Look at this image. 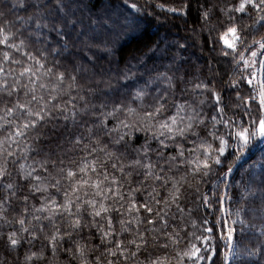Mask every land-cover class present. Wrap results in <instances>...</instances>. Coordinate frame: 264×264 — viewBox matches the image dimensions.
<instances>
[{
  "label": "snow or ice",
  "instance_id": "1",
  "mask_svg": "<svg viewBox=\"0 0 264 264\" xmlns=\"http://www.w3.org/2000/svg\"><path fill=\"white\" fill-rule=\"evenodd\" d=\"M17 2L25 7L23 0ZM17 2L11 7L5 3L7 11L0 12V130H5L0 136V189L5 192L0 199V247L5 259L10 260L12 253L19 259L20 249L27 245L22 264L44 260L43 248L40 252L31 250L41 234L53 255L58 251L67 254L68 264H171L172 260L175 264H247L242 256H264V181L258 188L235 182L239 190L235 212L225 206L234 197L227 191L218 194L220 183L225 189L229 187V174L245 151L255 142L264 143V35L259 39L251 35L264 28V0H228L226 6L219 5L218 0H198L197 12L209 32L216 65L221 61L231 65L227 80L212 61L198 68L187 81L184 75L177 77L175 71L170 75L175 57L155 77L152 70L138 77L132 69L144 67L156 55L159 45L147 50L135 47L116 59L117 67L121 59L124 63L116 83L108 78L103 80V90L87 89L89 93L103 91L106 96H118L119 102L113 99L111 104L86 103L83 108L77 107L76 97L71 95L74 89L84 91L78 83L84 65L69 59L75 55L71 47L77 46L73 40L89 52L103 53L112 63L111 58L125 47V37L138 27L136 22L153 15L152 0H145L143 6L131 0H101L99 7L93 0H37L32 5L34 15L25 21H36L28 36L20 29L12 31L13 22L7 19ZM191 2L180 0L173 6L155 3L154 7L158 12L180 17L188 15ZM245 20L251 22L243 23ZM51 32L60 38L58 44L63 42L62 47H50L45 42L28 50L33 37L40 44V38ZM16 53L26 60L17 58ZM96 59L95 54L87 56L93 66ZM64 60L72 67L61 70ZM49 63L51 67L47 66ZM144 75L149 78L141 86L139 80ZM177 79L184 85L179 88L180 100L176 98ZM157 82H162L164 88L157 87L153 93L149 86ZM100 83L98 80L97 85ZM189 91L202 99L196 103L183 99ZM129 92L131 99L125 102L122 97ZM132 101L138 102L136 107ZM205 105L212 110L210 120L204 112ZM109 107L110 111H104ZM96 108L101 110L102 119L81 123L78 117L95 115ZM119 113L125 114L124 119L118 118ZM110 117L116 119L111 128ZM69 120L73 128L86 127L87 135L69 130ZM94 129L108 136L113 145H122L125 151L109 150L108 143ZM138 133L144 134L143 140L133 147L140 140ZM41 141L46 142V151L40 146ZM185 142L193 147H186ZM170 149H174V154ZM32 151L44 152L39 166L48 176L42 177L36 174V168L20 163L18 178L5 182L12 175L9 161L15 164L18 152L26 158ZM72 153L84 155L75 167L65 166L64 157ZM101 153L103 158L98 155ZM150 153H155V162ZM229 156L233 157L231 161ZM49 163L55 174L49 172ZM181 169L184 171L177 179L174 173ZM213 176L215 180H211ZM47 180L54 183H46ZM62 180L68 182L62 202L55 196L41 195V206L33 205L29 219L30 199L48 193L49 187L59 193ZM210 180L211 188L202 193L200 185ZM157 184L166 194L158 190ZM188 189L195 190V208L182 203L192 195ZM13 200L23 207L10 220L6 213ZM201 211L203 215L193 218L194 213ZM249 214L251 220L260 219L259 227L247 218ZM57 217L63 227L56 224ZM43 220L50 222V232ZM177 220L179 223L175 224ZM10 224L19 227L5 231ZM141 224L145 225L143 229ZM189 224L192 231H186ZM256 233L261 239L254 250L239 246L241 239ZM97 238L99 243L94 242ZM181 241L185 247L176 250L174 257L167 251L152 254V249L167 250Z\"/></svg>",
  "mask_w": 264,
  "mask_h": 264
},
{
  "label": "trees",
  "instance_id": "2",
  "mask_svg": "<svg viewBox=\"0 0 264 264\" xmlns=\"http://www.w3.org/2000/svg\"><path fill=\"white\" fill-rule=\"evenodd\" d=\"M17 2V0H0V12H6L7 9L3 7L5 3L8 4L9 7H11L12 3ZM37 2V0H23V3L25 7H20L19 3L17 2V7L7 15V19L12 21V31H16L17 29H20L23 32L24 36H28V33L31 32L35 28V19L32 21L25 23L27 21V18L29 15H34V9L32 5H34ZM87 2V0H86ZM101 0H93V3L99 7ZM131 2H135L138 5L143 6L145 4V0H131ZM153 7L151 11L153 12V15L142 17L138 23V27L127 37H125V47L122 49V52L118 53L117 57H112V63H109V58L106 57L103 53L93 50L92 52H89L87 49H83L82 46L73 40V43H76V47H71L72 53H74V57H69V59H72L75 63L76 61H80L83 63L84 68H82L81 72L78 76V83L84 86V91H78L74 89L71 92L72 96L76 97V100L74 103H76L78 108H83L84 105L87 104H96L99 105L101 102H107L108 104H111L113 99H116L117 102H119L118 96H113L112 94H108L107 96L104 94L103 91L96 92V93H89L87 91L88 88H99L104 89L105 85L103 83V80L111 78L113 83H116V76L123 70L124 63L123 60H120L119 67H117L115 61L118 59L120 55H126L127 51L131 48L135 47H142L145 50H147L148 47H154L155 45H159V49L156 51V55L147 61L146 65L144 67L139 68H133L132 71L137 74L139 77L142 73H147L149 70L151 71L152 77H155L157 71H165L166 66L172 63V58L175 57V63L172 64L171 69L169 70V74L171 75L173 71H175L176 76L180 77L181 75H184L185 81L191 79L196 75V70L198 68L204 67L207 65L208 61H212L213 65L217 66L220 73L223 76L224 80L228 79L229 74L232 72V68L230 64L224 63L221 61L219 65H216V53L211 51V44L208 42L209 38V32L207 28L203 25L200 16L197 12L198 7V0H192L191 2V8L188 12L187 16H173L172 14H168L165 12H158L154 5L155 3H163L166 6H173L178 5L180 3V0H152ZM219 5L226 6L228 3V0H218ZM93 11H96V9H93ZM79 15V13H77ZM133 15H136L133 13ZM217 15H219V12L217 10ZM255 13H253V16ZM19 18V19H18ZM216 20V16L213 17L212 23H214ZM86 22V21H85ZM251 21L245 20L243 23H250ZM251 35H254L257 39L260 38L261 35H264V28H260L258 31L252 33ZM75 36V33H73V37ZM251 38V37H250ZM60 40V38L56 35L55 32L46 33V36H42L40 38V44L36 43L35 37H33L32 41L30 42V46L28 48L29 51H33L34 49L40 47L45 42L50 47H62L63 42L61 41L59 44L57 43ZM122 42V43H125ZM183 44L185 47L181 48L180 45ZM119 47V46H118ZM95 54L97 57L96 61L94 62L95 66H93V63H90L87 60V56H92ZM17 58L25 59L19 56V53L15 54ZM51 59V57L49 58ZM48 67H51L52 64L49 63L47 65ZM72 65L68 64L67 60L63 61V68H70ZM178 69V70H177ZM185 72H187V75H185ZM149 77L147 75H144L143 79L139 80V83L141 86L144 85V81L147 80ZM100 80L101 83L97 85V81ZM177 94L176 98L178 100L181 99L179 88L183 87L184 85L180 84L179 79H177ZM121 84L127 83L126 81H120ZM195 81H193V84ZM164 88V84L162 82H157L156 84L150 85V90L154 93L155 89ZM189 88H191V85H189ZM123 89H121V93H123ZM244 94H247V86H245ZM83 96L84 99L81 100L79 97ZM21 98L23 100V93H21ZM125 102L130 101L131 99V93L129 92L127 95H124L122 97ZM64 99H67V97H64ZM183 99H188L192 101L193 103H196L199 99H202V97L199 96H193L192 93L189 91ZM138 102L132 101V104L134 107L137 106ZM70 107V106H69ZM111 108H106L104 111H110ZM95 115H92L91 113L88 116L84 117H78L80 119L81 123L84 121H87L89 124L93 122H98L99 119H102L100 114V109L96 108ZM204 112L207 113V116L210 120L212 110L205 105L204 106ZM124 113H119L118 118L124 119ZM63 123V121H61ZM116 119L115 118H109L108 119V127L111 128L115 125ZM68 128L71 131H78L82 134L87 135V129L86 127H75L73 128V125L71 123V120L68 121ZM94 132L96 135L100 136L103 142L108 143L109 150L117 151L118 152H124L125 148L122 145H113L109 137L104 135L99 130L94 129ZM5 134V130H0V136ZM140 137V140L136 141V144L133 145V147L137 146L140 142H142L144 134L138 133L137 134ZM40 146L46 149V142L41 141ZM185 146L190 148L193 147L191 144H187L185 142ZM152 147H156V143H152ZM170 152L174 154V149H170ZM84 153H72L68 156L64 157L65 160V166L75 167L76 164L79 163L80 157H82ZM101 158H103V154H98ZM134 156V153L131 154ZM151 159L155 162L156 156L155 153H150ZM233 157L229 156L228 161H231ZM44 159V152L37 153L36 151H32L28 153L27 157L25 158L23 154L17 153L16 163L13 164L11 160L8 164V171L12 174L10 177L5 178V182H8L9 180L15 181L18 176V169L19 164L24 163L25 165H31L32 167L36 168V174L47 177L48 173L44 172L43 169L39 166V162ZM75 161L74 164H70L69 161ZM228 161L225 162V164L222 166L224 170L227 169ZM162 163V162H161ZM48 170L49 172L55 174V171L51 167V163L48 164ZM109 170L111 171V168L109 166ZM184 171V169H181L180 173H174L179 178V175ZM119 175V173H116ZM216 177L213 176L211 180H215ZM211 180L208 183H204L200 185V191L203 193L206 189L211 188ZM262 181H264V143L262 142H255L250 149L246 150L245 153L242 155L241 159H239L235 166L233 167V172L229 174V177L227 179V183L229 187L225 189L224 183H220V188L218 190L219 192L227 191L229 195H232L234 197L232 202H226V207H229L231 211L235 212L236 208L239 206L236 203V200L239 199L238 195V188L236 186L235 182H244V183H250L252 187L258 188ZM46 183H54L53 180H47ZM149 185L152 184V181L149 180L147 182ZM135 186V185H134ZM170 186V185H169ZM68 187V182L66 180H62L61 182V191L58 193L55 188L49 187L48 193H42L37 194L35 198L30 199L29 201V207H28V218H31V215L33 214V205L35 208H39L41 206V195H51L55 196L58 201L63 200V190ZM159 191H161L162 194H166L165 190L159 187V184L156 185ZM187 187V185H185ZM70 191V189H69ZM146 191H150V188H146ZM188 191L192 194L189 197V201H182V203H188V206L195 208L198 201L195 199V190L194 189H188ZM209 194H211L209 192ZM5 195V192L0 189V199H3ZM259 195L260 193L257 192V200L256 204H259ZM143 197H141L142 199ZM252 204L249 202V207H251ZM23 205L18 200H13L11 207L9 208L8 212L6 213L7 217L10 220H13L15 217L13 213L19 214L21 212ZM175 207L172 208V212H175ZM37 215H41L42 217L47 215V213H35ZM171 215V212L169 213ZM179 215V214H177ZM198 215H203V212H197L194 213L193 218H196ZM234 218V217H233ZM249 220H251V215L249 214L247 217ZM127 219V217H125ZM187 217H185V221H187ZM213 221L215 220V217L211 218ZM44 224L48 225V228H46V231H51V224L49 221L43 220ZM252 223H255L258 227L261 223L260 219L257 218L255 220H251ZM175 224L179 223V220L174 222ZM56 224L58 226L63 227V222L60 220L59 217L56 218ZM159 226V225H157ZM174 226V225H173ZM18 225L10 224L7 226L5 231L12 230L13 228L18 229ZM134 228L135 225H132ZM141 229L145 227L144 224L140 225ZM117 228H119V225L117 224ZM237 228H239V225H237ZM190 224L186 228V231H192ZM94 231V230H93ZM168 231H172V226L168 228ZM185 232L181 233V236H184ZM260 237L258 233L256 235L249 234L248 236H245L243 239L240 240V247H246L250 250H254L256 246L260 243ZM95 243H99V239H95ZM47 245V241L44 239L43 234L40 235V238L37 239L34 242V245L32 247V251L40 252L43 248V254L45 259L35 260L33 261V264H68V256L63 251H58L56 255H53L50 248L45 247ZM65 247L68 245L65 244ZM27 245L22 247L20 249V258L15 259V253L11 254L10 260L5 259V254L3 251V248L0 247V261H3V264H22L23 261V255L25 250L27 249ZM185 247V242L181 241V243L175 247L170 246L167 250H158V249H152V254L155 255H162L164 251H167L170 257L175 256V251L178 249H183ZM98 254V253H96ZM141 259H143V256H141ZM242 260L246 261L247 264H264V256L257 255L254 257H248V256H242ZM72 264H77L76 261H73ZM171 264H175V260H172Z\"/></svg>",
  "mask_w": 264,
  "mask_h": 264
}]
</instances>
